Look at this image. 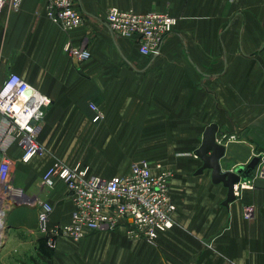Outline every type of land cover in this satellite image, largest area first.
Wrapping results in <instances>:
<instances>
[{
	"label": "crops",
	"instance_id": "0c3cea01",
	"mask_svg": "<svg viewBox=\"0 0 264 264\" xmlns=\"http://www.w3.org/2000/svg\"><path fill=\"white\" fill-rule=\"evenodd\" d=\"M113 5L177 17L158 54H142L134 39L110 29ZM77 6L83 23L70 31L47 15L45 0L0 13V83L17 72L52 98L36 130L47 153L23 161L21 146L10 147L15 184L53 205L54 225L69 221L74 208L63 180L41 184L56 159L83 161L110 177L128 172L133 161L162 158L174 170L175 224L154 244L120 226L78 240L62 236L53 248L40 229V206L19 204L8 215L0 264H264V160L236 184L237 199L227 208V187L212 181L210 169L197 174L203 161L194 152L205 128L217 123L225 169L264 153V0H77ZM69 40L86 46L90 58L80 61L66 50ZM91 103L102 118L95 120ZM62 137L79 139L67 152ZM247 204L256 206L250 219Z\"/></svg>",
	"mask_w": 264,
	"mask_h": 264
},
{
	"label": "built area",
	"instance_id": "2783aa9c",
	"mask_svg": "<svg viewBox=\"0 0 264 264\" xmlns=\"http://www.w3.org/2000/svg\"><path fill=\"white\" fill-rule=\"evenodd\" d=\"M23 1L0 0V13L19 9ZM45 2L47 15L67 31L83 23L77 0ZM106 19L116 35L134 39L140 52L149 56L160 52L177 23V17L167 11L138 12L116 5L109 7ZM65 48L80 61L91 56L86 46H76L71 40ZM51 102L48 94L17 72L9 73L0 83V246L7 236L8 215L19 204L40 206V229L53 248L62 236L78 240L90 231L114 230L120 226L125 227L132 239L156 243L161 233L174 226L177 210L171 197L173 167L160 160H136L128 172L108 177L94 172L83 161L69 164L56 159L43 173L41 184L52 188L57 179L63 180L74 208L69 221L54 225L50 224L53 205L47 200L39 201L15 184V161L10 147L21 146L23 161L47 153L48 148L38 139L36 130ZM90 107L96 111L95 120L103 117L98 104L91 103ZM261 155L264 160V153ZM260 174L264 175V168ZM255 211L254 205L244 207L248 219Z\"/></svg>",
	"mask_w": 264,
	"mask_h": 264
},
{
	"label": "water",
	"instance_id": "95a60500",
	"mask_svg": "<svg viewBox=\"0 0 264 264\" xmlns=\"http://www.w3.org/2000/svg\"><path fill=\"white\" fill-rule=\"evenodd\" d=\"M219 126L217 123H210L203 133L201 144L195 149V155L203 163L197 170L203 173L205 169L211 170V177L214 183H223L227 189V197L223 204L229 208L230 203L237 199L235 185L241 180L250 177L262 161V155H256L247 165H238L233 169H225L222 158L225 155L226 146L218 141ZM46 264H51L48 260Z\"/></svg>",
	"mask_w": 264,
	"mask_h": 264
},
{
	"label": "rangeland",
	"instance_id": "374dc122",
	"mask_svg": "<svg viewBox=\"0 0 264 264\" xmlns=\"http://www.w3.org/2000/svg\"><path fill=\"white\" fill-rule=\"evenodd\" d=\"M63 138V143L66 145V149H67V152L68 151H71V149H72V146H71V144L72 143H74L75 144V140L77 141L78 139H79V137H62ZM154 144V143H153ZM186 145H188V143H187V141H183V145H181L180 147H184V146H186ZM75 149V146H74V148H73V150ZM72 150V151H73ZM64 159V158H63ZM76 158H72V159H70V160H68V161H73V160H75ZM82 159V158H81ZM149 160H153V161H155V160H160V161H162L165 165H167V166H170L168 163H166V162H164V160L162 159V158H148ZM65 160V159H64ZM67 160V159H66ZM83 160H86V161H88V159H84L83 158ZM134 160V159H133ZM264 163V162H263ZM171 167V166H170ZM174 175V174H173ZM173 177V176H172ZM248 205V204H247ZM249 205H254V204H249ZM255 206V205H254ZM255 209H256V206H255ZM256 212V211H255Z\"/></svg>",
	"mask_w": 264,
	"mask_h": 264
}]
</instances>
